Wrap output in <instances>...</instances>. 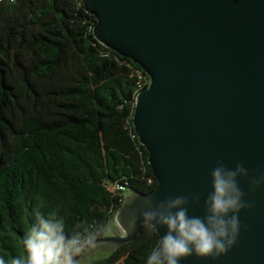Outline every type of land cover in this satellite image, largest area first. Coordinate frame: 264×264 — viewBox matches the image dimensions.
Masks as SVG:
<instances>
[{
	"label": "trees",
	"instance_id": "obj_1",
	"mask_svg": "<svg viewBox=\"0 0 264 264\" xmlns=\"http://www.w3.org/2000/svg\"><path fill=\"white\" fill-rule=\"evenodd\" d=\"M81 0L0 4V257L24 253L37 211L68 229L116 217L125 197L157 179L133 128L142 68L100 44ZM152 180V183H149ZM107 234H102L100 238ZM159 236L135 240L90 264H147Z\"/></svg>",
	"mask_w": 264,
	"mask_h": 264
},
{
	"label": "water",
	"instance_id": "obj_2",
	"mask_svg": "<svg viewBox=\"0 0 264 264\" xmlns=\"http://www.w3.org/2000/svg\"><path fill=\"white\" fill-rule=\"evenodd\" d=\"M94 16L95 39L140 66L150 78L135 98L133 128L148 152L157 187L125 197L112 235L81 254V264L136 239L121 225L131 207L145 200L195 193L190 216H203L218 161L234 169L245 199L236 245L218 260L195 256L181 264H264V0H81ZM139 197L132 204L133 199ZM166 229L156 232L160 238ZM110 247V248H109Z\"/></svg>",
	"mask_w": 264,
	"mask_h": 264
},
{
	"label": "clouds",
	"instance_id": "obj_3",
	"mask_svg": "<svg viewBox=\"0 0 264 264\" xmlns=\"http://www.w3.org/2000/svg\"><path fill=\"white\" fill-rule=\"evenodd\" d=\"M248 170L241 164L234 169L218 161L211 171V191L203 202L205 214L190 216L189 205L198 204L200 196L187 193L159 201L145 200L142 206L131 207L124 222L126 231H134L142 222L152 232L166 229L158 244L147 257V264H181L189 257L218 260L236 245L241 229L239 214L252 210L254 202L245 199L239 178H248ZM264 185V175L250 179V190ZM139 197L133 199L132 204ZM112 230L110 222L97 225L79 224L69 230L58 211L47 215L37 211L35 221L24 239V253L0 257V264H81L77 259L89 248L102 243L99 238Z\"/></svg>",
	"mask_w": 264,
	"mask_h": 264
},
{
	"label": "built area",
	"instance_id": "obj_4",
	"mask_svg": "<svg viewBox=\"0 0 264 264\" xmlns=\"http://www.w3.org/2000/svg\"><path fill=\"white\" fill-rule=\"evenodd\" d=\"M15 2V0H0V4L3 3H13ZM95 27V26H94ZM94 30V29H93ZM134 74L136 75L138 81H137V89L135 92V96L143 89L148 88L149 84H150V78L149 76L146 74V72L141 69L139 70L138 68L134 69ZM149 183H152V180H149ZM108 190L113 192V193H119L121 196L125 197V193L127 191H129L126 187V185L123 184H110L108 185Z\"/></svg>",
	"mask_w": 264,
	"mask_h": 264
},
{
	"label": "rangeland",
	"instance_id": "obj_5",
	"mask_svg": "<svg viewBox=\"0 0 264 264\" xmlns=\"http://www.w3.org/2000/svg\"><path fill=\"white\" fill-rule=\"evenodd\" d=\"M129 194H130V191H127V192L125 193V197H127ZM112 224H113V221H111V225H112ZM114 225H115V227H116L115 218H114ZM116 229H117V227H116ZM109 234H112V231H110V232L107 233V235H109ZM101 258H105V257L102 256L101 254H98V255H95V256H92V257H88V258H86V259L83 261L82 264H90V263H92L93 261L98 260V259H101Z\"/></svg>",
	"mask_w": 264,
	"mask_h": 264
},
{
	"label": "flooded vegetation",
	"instance_id": "obj_6",
	"mask_svg": "<svg viewBox=\"0 0 264 264\" xmlns=\"http://www.w3.org/2000/svg\"><path fill=\"white\" fill-rule=\"evenodd\" d=\"M109 235H112V234H109ZM110 248V247H109ZM110 251H112V248H110Z\"/></svg>",
	"mask_w": 264,
	"mask_h": 264
}]
</instances>
